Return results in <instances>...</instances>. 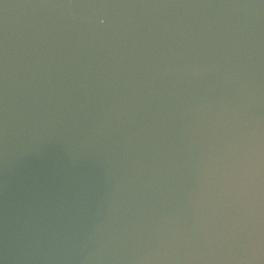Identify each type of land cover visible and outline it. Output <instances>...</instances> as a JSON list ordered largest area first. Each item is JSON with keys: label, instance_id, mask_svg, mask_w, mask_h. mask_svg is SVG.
<instances>
[{"label": "water", "instance_id": "water-1", "mask_svg": "<svg viewBox=\"0 0 264 264\" xmlns=\"http://www.w3.org/2000/svg\"><path fill=\"white\" fill-rule=\"evenodd\" d=\"M0 264H264V0H0Z\"/></svg>", "mask_w": 264, "mask_h": 264}]
</instances>
